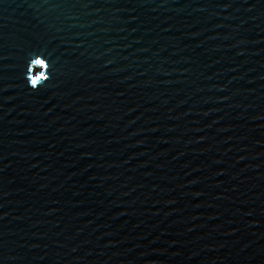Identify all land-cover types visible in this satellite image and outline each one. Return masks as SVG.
Masks as SVG:
<instances>
[{"label": "water", "instance_id": "water-1", "mask_svg": "<svg viewBox=\"0 0 264 264\" xmlns=\"http://www.w3.org/2000/svg\"><path fill=\"white\" fill-rule=\"evenodd\" d=\"M0 264H264V0H0Z\"/></svg>", "mask_w": 264, "mask_h": 264}, {"label": "clouds", "instance_id": "clouds-1", "mask_svg": "<svg viewBox=\"0 0 264 264\" xmlns=\"http://www.w3.org/2000/svg\"><path fill=\"white\" fill-rule=\"evenodd\" d=\"M42 59L41 57H36V59H31L29 64H28V67H27V71H26V74H25V79H26V82H27V86L33 90V91H37L39 90L41 87H43L47 81L50 79V76L48 75L47 77H45L44 79L40 80V81H36L34 79H32V76L30 74V69H31V66L33 64H35L37 62V60H40ZM45 59V58H43ZM46 60V59H45ZM51 67V66H50Z\"/></svg>", "mask_w": 264, "mask_h": 264}]
</instances>
